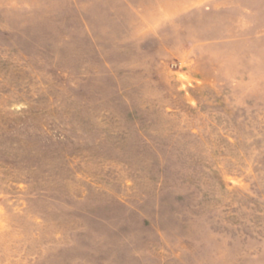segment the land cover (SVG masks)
Returning a JSON list of instances; mask_svg holds the SVG:
<instances>
[{
  "label": "rangeland",
  "instance_id": "374dc122",
  "mask_svg": "<svg viewBox=\"0 0 264 264\" xmlns=\"http://www.w3.org/2000/svg\"><path fill=\"white\" fill-rule=\"evenodd\" d=\"M0 264H264V0H0Z\"/></svg>",
  "mask_w": 264,
  "mask_h": 264
}]
</instances>
